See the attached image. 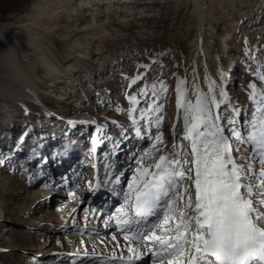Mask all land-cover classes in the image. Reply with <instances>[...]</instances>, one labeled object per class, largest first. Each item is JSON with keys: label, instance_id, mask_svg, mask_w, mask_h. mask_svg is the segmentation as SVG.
<instances>
[{"label": "rangeland", "instance_id": "374dc122", "mask_svg": "<svg viewBox=\"0 0 264 264\" xmlns=\"http://www.w3.org/2000/svg\"><path fill=\"white\" fill-rule=\"evenodd\" d=\"M34 1H30L27 10L33 7ZM102 1L104 2L105 0ZM102 1L97 4V9H94V6H89L86 10L83 9L82 12L85 13L81 16L80 21L82 24H87L93 14L94 25L96 22L100 28H104L105 32L103 31V37L101 39H94L87 33V39L89 41L92 40L90 42V48H88L89 50L87 51V48H85L88 54H83L77 61L73 59L69 60L71 64H74L71 67V71H73L71 72L72 75L68 76L64 74L62 81L51 85L43 84L47 88L42 90L39 87L37 89V92L40 91L39 94H47L52 98H55V93H58V91L62 93L61 102L59 103H55L53 100L47 98L50 100L49 102L45 98V102L49 103L55 109V112H47L49 115L54 117L67 116V118L71 119H74L72 117H78L80 119L88 117L87 120L90 121L94 120V117L96 118L98 115L111 116L120 114L121 112H117L115 109L120 107V99L123 93H134L145 84L157 83L158 85L160 81H163L168 86V93L167 99L161 101L164 104L162 127L165 129V145L170 150L176 140L169 141L170 137L165 136V133L172 127L170 121L173 120L176 122L177 120V108L174 104V100L176 99V77L181 73L186 75L191 71V59L189 57L190 50L192 49L191 43H193V40L198 35L200 36L197 41L198 46H205L210 54L215 49L219 53L220 50L223 52L221 53V57L223 58L222 64L228 70L225 79L232 82L233 79H231V76L237 78L235 84L231 83L227 86V91L231 88L238 89L241 93L239 98H241L250 91L248 88L249 83H256L258 88H264V82L260 81L253 74H250L249 71L251 68L252 73L257 69L264 72V0H222V2L218 0L217 6L214 4V1L217 0H203L205 1V4H203V8L205 9H203L202 20L194 8L192 0L112 1V8L110 9H107ZM219 1L221 5H219ZM10 3H4L1 6H10ZM18 17L19 15L0 17V23L7 22L11 24L13 22L14 24V21ZM59 19L62 20L60 24L64 26L66 20L64 21L62 16ZM46 21L47 19L43 18L38 25L29 22L24 28L27 27L32 33H36L35 43H46L47 46L59 51L63 47V43L68 42L61 41L62 39L57 38V36L50 38L47 29L53 30L52 28L54 27L48 26L49 28L46 29L47 26H42ZM13 24L9 26V29L15 27ZM10 31L13 32L12 30ZM23 32L26 31L16 30L14 35L8 37V43H28L30 36L27 32L25 34ZM77 39V43H82L80 41L83 39L82 37L79 39L77 36ZM69 40L72 41V39ZM221 45L223 46V51L220 48ZM234 45H240V47L234 48ZM93 48H97L98 51ZM16 49V52L20 53L19 49ZM198 54H202L200 50ZM238 56L241 61H238ZM206 58L210 59L208 55H206ZM67 60V57L60 59L61 69L65 70L68 68ZM239 62H242L243 65L241 64L239 66ZM142 65H146L147 67H141ZM240 67L244 68H242L241 74L246 73L247 75L246 89L240 88V83L242 82L239 79ZM138 69L139 71H137ZM30 70L31 72H36V69H28V71ZM137 74H146L144 80L137 82L131 88L127 87L130 80L125 79V77L132 78ZM67 78L68 80H66ZM12 80L10 79L11 84L17 87L19 85V78L16 76ZM38 81L39 79L35 78L33 82L39 85ZM111 84H116V86L111 88L109 87ZM15 96V94L0 95L1 98L8 97L12 102L16 101ZM141 101L144 102L141 106L146 107L144 98H141ZM38 104L41 106L39 102ZM250 108L251 105L249 107L242 106V109H246L247 112ZM10 112L12 114L6 113L4 108L0 106V122L2 121L3 126L8 129L0 133V138L5 135L7 137L6 139L9 140V145H12L11 143L15 139L13 140L11 135L14 134L17 137L19 133L24 134V125L20 126L21 121L19 116H17V110ZM80 121L79 123L82 124L83 121ZM88 121L85 124L91 123ZM50 123L48 124V128H51L49 132L52 134L57 129L56 125L53 124L52 126ZM76 123L79 125L78 122ZM127 125L121 123L112 133L122 131L123 134L132 128L130 127L131 125ZM43 128L44 126H41L39 129ZM2 129L0 128V130ZM88 133L85 139H88L91 131ZM139 137H143L146 140L147 145L144 148L151 147L150 145L153 142L152 138L149 137L148 139L145 133ZM87 144L88 142L82 146V150L85 152L89 149ZM129 145L127 144V146ZM18 146V143H16L13 149L7 151L13 153ZM135 147L137 148V146ZM104 150L105 148L100 150V154ZM145 151L147 150H143V152ZM134 152L132 151L131 160L128 163L131 167L128 168L124 180H127L129 177V170L135 166V160L143 154L142 150L140 153L139 148L136 156ZM4 160L3 166L0 167L1 181H6V178H4L6 174H9L8 179H11L8 181V187L6 184L1 186L2 190L6 192L11 191L12 187L15 188L20 182H23L19 177L20 172L17 169L20 164H24L25 160L24 157L18 158L16 156L10 163H8V159ZM105 165L103 164L99 169L101 175L105 170ZM117 166H120L119 163ZM24 169L26 170L27 168ZM32 172L31 170L30 173ZM84 172L85 170L81 169L78 174L69 176V180L74 184L73 188L69 189V192L72 190L78 191V185L87 187L83 178ZM29 179H32V177H29ZM52 184V182L47 181L43 186V189L48 194L50 193L49 189ZM11 192L15 191L12 190ZM36 193L28 194L20 192L21 197L12 199L11 206L9 205L8 209H13V211L7 212V215L0 214V261L7 262L8 264H88L87 262L83 263V261L79 260V255L87 253L98 256L101 254L100 250L106 252L110 250L108 257L112 259L121 260L119 257L123 256L126 260L128 253L123 235L116 236L115 231H112V229H100L101 231L97 230L96 232H89L87 229L79 232L72 227L74 224L75 226L86 225L88 227H96L99 225L100 220L105 224L108 215L118 206L119 199L117 205L111 207L108 214H103L102 211H97V209L88 213V197L77 199L72 195L63 196L61 199L54 198L53 202L50 205H45L42 211L34 212L32 216H29L28 213H30L29 211H31L32 206L37 200H40L38 199L40 196H36ZM112 197L108 196L110 203H112ZM64 210L68 212L65 219L66 229L52 233L42 230L43 226H57L59 224V221L54 224L52 223L53 216L50 212L60 214ZM23 212L24 215L22 214ZM62 224L64 225V223ZM19 234L23 235L24 241H18ZM78 234L84 237L85 240L81 241L77 238ZM113 236H115V243L107 241V238L112 237L113 239ZM14 237H17L15 241L13 240ZM38 237H40L39 240H37ZM7 244L13 245V249H8L10 245ZM114 247H117V250ZM65 250L70 251L67 256L56 255V251L64 252ZM140 262L142 264H151V260L147 258Z\"/></svg>", "mask_w": 264, "mask_h": 264}, {"label": "snow or ice", "instance_id": "6c2138e0", "mask_svg": "<svg viewBox=\"0 0 264 264\" xmlns=\"http://www.w3.org/2000/svg\"><path fill=\"white\" fill-rule=\"evenodd\" d=\"M249 71L264 82L260 69ZM145 75L125 77L127 87ZM248 88L251 113L232 104L215 81L204 91L195 76H177L170 150L161 130V101L168 93L163 81L126 95L128 108L115 109L128 117L136 136L156 130L127 180L107 164L104 179L88 182L92 194L105 190L119 197L105 227L114 221L123 233L126 264L145 258L151 264H264V88ZM103 130L97 125V133ZM101 143L92 141L93 154Z\"/></svg>", "mask_w": 264, "mask_h": 264}, {"label": "bare ground", "instance_id": "6f19581e", "mask_svg": "<svg viewBox=\"0 0 264 264\" xmlns=\"http://www.w3.org/2000/svg\"><path fill=\"white\" fill-rule=\"evenodd\" d=\"M100 1L102 0H75L73 5V0H35L33 7L21 13L16 19V21H14V24L13 22L11 24L7 22L0 23V95H16L15 102H12V100L8 99V97H0V106H2L8 114H12V112L9 113V111L17 110V116H19L21 121L20 126L24 125V134L19 133L17 137H15L14 134L11 135V137H13V140L15 139V141L11 143L12 145H9V140L6 139L7 137L5 135L0 138V167L3 166L2 164L3 161H5L4 159H8V163L14 160L15 156L18 158L24 157L25 160V162L23 160L24 164H20L17 169V171L20 172L19 177L20 179H22L23 182H20L17 187L11 188V191L13 190L15 192H4L2 190L1 186L3 184H9L8 181L11 179H8L10 175L6 174L4 175L6 181L2 182L0 176V214L7 215V212L13 211V209H8L9 205L11 206L12 199L16 197H21L20 192L28 194L37 192L36 196H40V198H38L40 200H37V202L32 206L31 211H29V216H32L34 212L42 211L43 207L45 205H50L53 202L54 198L61 199V197L63 196H73V193H75V197L77 199L88 197V213L97 209V211H102L103 214H108L111 207L117 205L119 197H112L113 195H111V193L105 190H101L96 194H92L88 190V182H95L97 179L102 180L105 178V170L103 171L102 175L99 172V169L101 168V166H103V164H111L113 166L114 173L123 172L124 176L122 179H124L127 175L128 168L131 167L128 165V163L131 160L132 151H135L134 154L136 156L138 154V148L140 149V153L141 150L143 152V150L149 149V146L144 148L147 145L146 140H144L143 137L140 138L139 136L137 138L133 128L129 129L123 134L122 131H120L119 133H112V131H115L116 127L120 126L121 123L128 124L127 126L131 125L130 120L124 113L111 116L98 115L96 118L94 117V120L90 121L87 120L88 117H86L85 119H80L78 117H72L74 119H71L67 118V116L54 117L52 115H49L47 112H55V109L45 101L47 98H49L55 103H59L61 102L62 93L58 91V93H55V98H52L47 94H39L40 91L37 92V89L39 87L42 90L47 88L46 86L44 87L43 84H55L59 81H62L64 74H67L68 76L72 75L71 72L73 71H71V67L74 64H71L69 60L73 59L74 61H77L83 54H88L87 51L89 50L88 48H90V42L92 40L89 41L87 39V33H89L91 38L94 39H101V37H103L104 28L102 26V28H100V26H98L96 22L94 25L93 14L87 24H82V22L80 21L81 16L83 15V13H85L82 12V10H86V8L89 6H94V9H97L96 6L98 3H100ZM112 1L123 2L129 0H105L104 2H102L106 5L107 9H110L112 8ZM221 2L219 3V5H221ZM192 3L194 5V8L197 10L199 17L202 20V16L204 13L203 9H205L203 8V4H205V1L192 0ZM214 4L217 6L218 0L214 1ZM216 10L219 12L218 9ZM60 16L64 18V21L66 20V22L63 21L64 26L60 24V22H62V20L59 19ZM43 18H46L47 21L44 22L42 26H47L46 29L51 26L54 27L52 28L53 30L47 29L50 38H54L57 36V38L62 39L61 41L68 42L63 43V47L59 51H56L51 47L47 46L46 43H35L34 39H36V33H32L30 30H28L27 27L24 28V26H26L29 22L38 25ZM216 18L218 19V17ZM12 24L13 26L15 25V27L9 29V26H11ZM10 30H12L13 32H11ZM16 30H22L27 32V34L30 36L28 43H8V37L14 35ZM26 32H23V34H25ZM76 35L79 39L80 37L83 38L82 40H80L82 43H77L78 39ZM199 38L200 36L198 35L193 40V43H191L192 49L190 50L189 54V57L191 59V71L188 72L186 75L184 73H181L178 77H186L189 81H191L193 76H195L197 78V83L204 91H207L208 83L210 81H215L218 86H222L227 92L232 104L241 109L242 106L249 107V105H251V108L250 110H248V112L251 113L252 111H254V106L249 100L248 93L239 98V95L241 94L240 90L233 88L229 89L228 91L226 90L229 84H235V80H237V78L231 76V79H233L232 82H229L225 79V76L228 74V70L222 64L223 58L221 57V53L223 52H221L220 50L219 53L215 49L210 54V52L207 51V48L205 46L197 45V41L199 40ZM69 39H72V41H70ZM239 47L240 45H234V48ZM16 48L19 49L20 53L16 52ZM85 48H87V51L85 50ZM220 48L223 51L222 45ZM94 50H97V48ZM199 50L202 53L201 55L198 54ZM206 55H208L210 59L206 58ZM64 57L68 58V68L65 70L60 68V59ZM239 60L240 58L238 56V61ZM36 64H38V66H36ZM239 64V66H241L242 62H239ZM30 68L36 69V72H31V70L28 71V69ZM242 68L240 69L239 76V79H241L242 81L240 83V88L246 89L247 75L246 73L243 75L241 74ZM221 70H223L224 72L223 77H221L220 75ZM137 71H139V69ZM16 76L19 78V85L17 87L15 85H12V82L10 81V79H15ZM35 78L39 79V85H36V83L33 82ZM66 80H68V78ZM115 86L116 84L109 85V87L111 88ZM130 94L132 93H123V95L121 96V108H128L129 105L126 99V95ZM49 99L47 100L50 102ZM175 100L174 104L176 107ZM38 102L41 104V106L38 104ZM79 120L83 121V123H79ZM87 121L91 123L85 124V122ZM92 121H95L96 123L93 124ZM113 121H116L117 125L114 126V124L112 123ZM49 122H51L50 124H52V126L53 124L56 125L57 130L55 133L51 134V132H49V129H51L48 128ZM76 122H78L79 125ZM0 123H2L0 125V128H3L2 130H0V133L5 132V130L7 131L8 129L3 126V122L1 121ZM174 123L175 121H170V124L173 125ZM97 125L101 126L104 129L103 132L97 133ZM41 126H44V128L39 129ZM161 130L163 131V133L165 132V129L163 127ZM89 131H91L90 135H93V133L96 131V137L102 139V143L97 147V151L94 154L91 152L92 142L89 141L90 139H85L87 138V134H89ZM155 131L156 130L153 127L150 132L146 131L145 135L148 137V139L149 137L152 138L151 133ZM165 136L170 137L169 141L175 140L172 134V127L168 129V131H166ZM87 142L89 149L85 152L82 150V146ZM16 143H18L19 146L13 153L7 151L13 149ZM127 144L130 145L127 146ZM135 146H137V148ZM103 148H105V150L103 153L100 154V150H102ZM166 150L169 149L166 148ZM118 163L120 166H117ZM24 168L27 169L25 170ZM81 169L85 170L83 178L85 180V183L87 184V187H82V185H78V191L72 190L69 192V189H72L74 186L73 182L69 180V176H74L75 174H78ZM31 170L33 171L32 173H30ZM34 175L35 177L33 178ZM29 177H32V179H29ZM47 181L53 183L52 185H50L49 194L45 192V189H43V186ZM108 196L112 197V203L109 202ZM22 214L24 215V212ZM50 214H52L53 216L52 223L54 224L59 221V224H57V226H43L42 230L52 233L63 231L67 228V225H65V219L68 215V212L66 210L62 211L60 214H56L54 212H50ZM62 223H64V225ZM72 227H74L75 230L79 232L82 230L85 231L87 229V231L89 232H96L100 229H112V231H115L116 236L123 235V233L119 232L116 229L114 221L110 222L109 227H105V224L101 220L99 225L96 227H88L86 225L75 226V224L72 225ZM77 238H79L81 241L85 240V238L81 237L80 234H78ZM15 239H17V237H14L13 240L15 241ZM31 239L34 241L33 238ZM39 239L40 237H38L37 240ZM18 241H24L23 235H18ZM107 241L115 243L112 237L107 238ZM13 247V245H10L8 249H13ZM114 249L117 250V247H114ZM69 252L70 251L66 250L64 252L56 251V255L67 256ZM109 252L110 250L107 252L100 250L101 254H99L98 256L82 253L79 255V260L83 261V263L87 262L88 264H126L125 259L116 260L108 257V254L110 255ZM0 264L8 263L0 261ZM136 264H142V262L138 261L136 262Z\"/></svg>", "mask_w": 264, "mask_h": 264}, {"label": "flooded vegetation", "instance_id": "af4514ba", "mask_svg": "<svg viewBox=\"0 0 264 264\" xmlns=\"http://www.w3.org/2000/svg\"><path fill=\"white\" fill-rule=\"evenodd\" d=\"M22 0H2L0 1V13H9V12H15L18 11L20 9H22L23 5H24V1ZM7 2H11L10 6H1V4L7 3Z\"/></svg>", "mask_w": 264, "mask_h": 264}, {"label": "water", "instance_id": "95a60500", "mask_svg": "<svg viewBox=\"0 0 264 264\" xmlns=\"http://www.w3.org/2000/svg\"><path fill=\"white\" fill-rule=\"evenodd\" d=\"M2 1V0H0ZM31 0H26V2L24 3V6L22 7V9L15 11V12H9V13H0V17H11V16H18L21 13L25 12L28 9V5L30 3Z\"/></svg>", "mask_w": 264, "mask_h": 264}]
</instances>
